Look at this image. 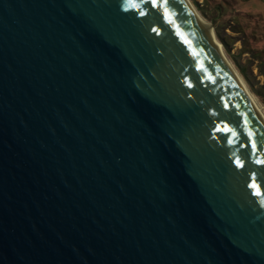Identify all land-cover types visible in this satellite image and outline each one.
Masks as SVG:
<instances>
[{
  "label": "water",
  "instance_id": "obj_1",
  "mask_svg": "<svg viewBox=\"0 0 264 264\" xmlns=\"http://www.w3.org/2000/svg\"><path fill=\"white\" fill-rule=\"evenodd\" d=\"M212 32L0 0V264H264V124Z\"/></svg>",
  "mask_w": 264,
  "mask_h": 264
},
{
  "label": "rangeland",
  "instance_id": "obj_2",
  "mask_svg": "<svg viewBox=\"0 0 264 264\" xmlns=\"http://www.w3.org/2000/svg\"><path fill=\"white\" fill-rule=\"evenodd\" d=\"M190 1L200 16L214 29L212 19L216 21V26L230 44L229 48L222 44L226 58L237 70L247 90L256 98L264 114V102L253 92L235 64L237 61L247 69L256 89L264 87V0ZM196 3L200 4L207 17L199 11Z\"/></svg>",
  "mask_w": 264,
  "mask_h": 264
},
{
  "label": "bare ground",
  "instance_id": "obj_3",
  "mask_svg": "<svg viewBox=\"0 0 264 264\" xmlns=\"http://www.w3.org/2000/svg\"><path fill=\"white\" fill-rule=\"evenodd\" d=\"M186 2L188 3L189 8L194 13V15L199 19V23L201 25L210 27V25L204 20V18H202L200 16L199 12L193 7L192 2L190 0H186ZM212 42L217 47V49L219 50L220 56L223 59V61L230 68V70H231L230 72L233 74V76L237 80L238 84L241 86L240 88L243 90V92L245 93L247 99L251 103L250 105L259 114V116L261 117V121L264 124V114L262 113V109L258 105L259 103L257 102L256 98L247 90L246 84L244 83V81L242 80L240 75L236 72L237 70L233 67V65L230 63V61L226 58L227 56H225L226 53L224 51L223 45H221V43H219L217 41L216 36H215V34L213 32H212Z\"/></svg>",
  "mask_w": 264,
  "mask_h": 264
},
{
  "label": "trees",
  "instance_id": "obj_4",
  "mask_svg": "<svg viewBox=\"0 0 264 264\" xmlns=\"http://www.w3.org/2000/svg\"><path fill=\"white\" fill-rule=\"evenodd\" d=\"M199 5H200L199 3H196V7L199 9V11L205 17H207L205 11ZM215 22L216 21L214 19H212V23H213V25L215 27V32H216L218 41L221 44H223L225 47L229 48L230 47L229 42L226 40V37L223 36V33L221 32L220 28L218 26H216ZM235 64L239 68L240 73L242 74V76L246 79V82L252 87L253 92L262 100V102H264V87L256 89L255 84L252 82V78L247 73V69L245 67H243L242 65H240L237 61H235Z\"/></svg>",
  "mask_w": 264,
  "mask_h": 264
},
{
  "label": "snow or ice",
  "instance_id": "obj_5",
  "mask_svg": "<svg viewBox=\"0 0 264 264\" xmlns=\"http://www.w3.org/2000/svg\"><path fill=\"white\" fill-rule=\"evenodd\" d=\"M145 2L151 3L153 7H159L160 6V0H145ZM163 4H164L165 9H166L167 8V4H168V0H163ZM165 14H166V16L167 15H170L169 13H167V11L165 12ZM172 22L173 21L171 19H169V23H172ZM191 86L192 85L189 84V87H191ZM225 130L227 132H232V129H229L227 127H225ZM233 135H235V133H233ZM248 135L251 137L252 133L249 132ZM252 147H253V149H256V143H255V141H252ZM257 162L264 164V161H257ZM237 164H239V161H237ZM240 166H242V165H240ZM253 187H255V185H253ZM257 194H259V193H257Z\"/></svg>",
  "mask_w": 264,
  "mask_h": 264
}]
</instances>
